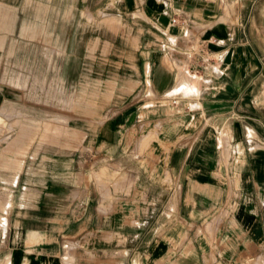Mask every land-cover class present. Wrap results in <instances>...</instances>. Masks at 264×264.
<instances>
[{
  "label": "crops",
  "instance_id": "obj_1",
  "mask_svg": "<svg viewBox=\"0 0 264 264\" xmlns=\"http://www.w3.org/2000/svg\"><path fill=\"white\" fill-rule=\"evenodd\" d=\"M227 4L264 18V0H0V51L34 33L64 48L66 76L110 111L82 142L146 199L120 227L88 179L104 166L18 155L14 180L0 177V264H264V45L241 15H214ZM141 130L156 132L144 167L127 142Z\"/></svg>",
  "mask_w": 264,
  "mask_h": 264
},
{
  "label": "rangeland",
  "instance_id": "obj_2",
  "mask_svg": "<svg viewBox=\"0 0 264 264\" xmlns=\"http://www.w3.org/2000/svg\"><path fill=\"white\" fill-rule=\"evenodd\" d=\"M216 8V12L218 8L220 12L214 15L225 12V19L231 15H241L242 23L247 21L246 25L249 26L254 39L264 45V18L260 15L258 7H236L227 4L222 6V9L220 5ZM198 15L201 16V12ZM108 57V54H98L96 60L102 63ZM67 61L68 55L65 54L64 48L44 33L37 36L35 33L16 35L10 38L0 51V84L4 85L2 88L8 93V99L0 103V116L4 120L0 125V147L5 145V150L0 152V177L8 181L14 180L21 162L18 155L34 152L39 153L40 157L46 154L62 157L65 152L72 151L76 160L83 166H88L89 170H99L104 166L105 172L99 176H94L93 171L87 176L99 186L101 205H110L109 209L114 207L113 211L119 213L120 227L131 224L132 219H135L136 223V213L142 206L141 201L146 200L139 197L141 185L133 178H126L122 171L117 174L111 170L101 155L82 142L80 129L104 122L110 113L105 109L108 101L95 100L96 97H102L96 95L99 87L81 86L78 70H73L69 79L65 74ZM174 82H177L176 79ZM178 85L181 84L178 82L173 88ZM148 93H152L150 88ZM151 125L150 129L158 130L157 120ZM141 132L142 130L140 134L138 131L132 132L127 142L132 151L140 155V167H144L145 157L149 153L147 149L152 146L156 132L142 135ZM16 145L21 148L16 150ZM135 159L134 155H130L132 162ZM12 166L13 168H10ZM57 174L63 175L61 172ZM0 184L10 185L8 182ZM117 191L127 195L121 198L112 197ZM168 216V219L172 220V215ZM206 232L212 237L216 231L207 228ZM121 235H118L120 240ZM69 243L71 242L65 243V258L68 255L73 256Z\"/></svg>",
  "mask_w": 264,
  "mask_h": 264
},
{
  "label": "built area",
  "instance_id": "obj_3",
  "mask_svg": "<svg viewBox=\"0 0 264 264\" xmlns=\"http://www.w3.org/2000/svg\"><path fill=\"white\" fill-rule=\"evenodd\" d=\"M170 21H171V22H175V21H177V19H176V17H171V18H170Z\"/></svg>",
  "mask_w": 264,
  "mask_h": 264
}]
</instances>
